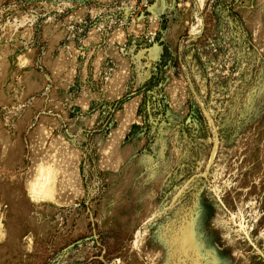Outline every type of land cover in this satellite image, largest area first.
Listing matches in <instances>:
<instances>
[{
	"label": "rangeland",
	"instance_id": "rangeland-1",
	"mask_svg": "<svg viewBox=\"0 0 264 264\" xmlns=\"http://www.w3.org/2000/svg\"><path fill=\"white\" fill-rule=\"evenodd\" d=\"M0 264H264V0H0Z\"/></svg>",
	"mask_w": 264,
	"mask_h": 264
},
{
	"label": "bare ground",
	"instance_id": "bare-ground-1",
	"mask_svg": "<svg viewBox=\"0 0 264 264\" xmlns=\"http://www.w3.org/2000/svg\"><path fill=\"white\" fill-rule=\"evenodd\" d=\"M130 117V114L126 116L127 119H130ZM124 129L123 127L114 133L109 145L112 149L109 147L107 152L105 150L104 153H108L109 149L111 151L114 149L115 144L124 133ZM51 146L53 153L48 151V154H45V163L39 159L34 161L28 179L29 190L34 195H39V197L42 196L49 200H72L81 192L76 172V162L79 154L75 150L70 151L60 139H56ZM40 148L36 144L34 145V149L37 152ZM106 155L103 154L102 156L105 157Z\"/></svg>",
	"mask_w": 264,
	"mask_h": 264
}]
</instances>
